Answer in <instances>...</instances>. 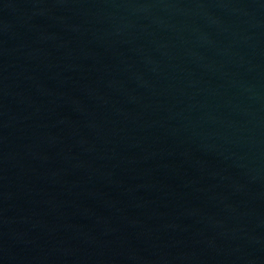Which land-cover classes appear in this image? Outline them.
I'll return each instance as SVG.
<instances>
[{
  "label": "water",
  "instance_id": "1",
  "mask_svg": "<svg viewBox=\"0 0 264 264\" xmlns=\"http://www.w3.org/2000/svg\"><path fill=\"white\" fill-rule=\"evenodd\" d=\"M0 264H264V0H0Z\"/></svg>",
  "mask_w": 264,
  "mask_h": 264
}]
</instances>
